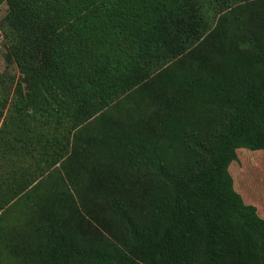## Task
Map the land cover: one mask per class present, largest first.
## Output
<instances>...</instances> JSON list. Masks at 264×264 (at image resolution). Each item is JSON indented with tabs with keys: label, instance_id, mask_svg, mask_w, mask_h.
<instances>
[{
	"label": "trees",
	"instance_id": "16d2710c",
	"mask_svg": "<svg viewBox=\"0 0 264 264\" xmlns=\"http://www.w3.org/2000/svg\"><path fill=\"white\" fill-rule=\"evenodd\" d=\"M4 4L0 264H264V0Z\"/></svg>",
	"mask_w": 264,
	"mask_h": 264
},
{
	"label": "rangeland",
	"instance_id": "374dc122",
	"mask_svg": "<svg viewBox=\"0 0 264 264\" xmlns=\"http://www.w3.org/2000/svg\"><path fill=\"white\" fill-rule=\"evenodd\" d=\"M6 12L7 6L4 4L0 7V18ZM2 42L0 44V77L9 84L14 76H19V72L14 65L6 63L4 55L7 48L2 46ZM231 170L236 181L235 189L242 194L247 204L256 206L259 215L264 218V151L253 152L242 149L239 152L238 161L233 163Z\"/></svg>",
	"mask_w": 264,
	"mask_h": 264
},
{
	"label": "built area",
	"instance_id": "2783aa9c",
	"mask_svg": "<svg viewBox=\"0 0 264 264\" xmlns=\"http://www.w3.org/2000/svg\"><path fill=\"white\" fill-rule=\"evenodd\" d=\"M4 40V37H3V35H2V33L0 32V44H1V42Z\"/></svg>",
	"mask_w": 264,
	"mask_h": 264
}]
</instances>
